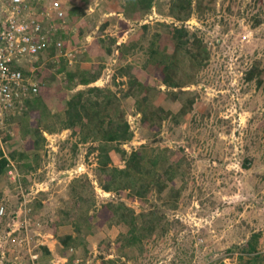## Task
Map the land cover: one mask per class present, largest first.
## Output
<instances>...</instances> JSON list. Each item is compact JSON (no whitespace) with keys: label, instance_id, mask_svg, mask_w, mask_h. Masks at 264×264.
Wrapping results in <instances>:
<instances>
[{"label":"rangeland","instance_id":"obj_1","mask_svg":"<svg viewBox=\"0 0 264 264\" xmlns=\"http://www.w3.org/2000/svg\"><path fill=\"white\" fill-rule=\"evenodd\" d=\"M26 1L32 11L48 8L44 0ZM58 1L67 15L60 22L41 15L52 46L21 59L24 76L37 83L38 91L46 86L59 91L71 83L64 69L79 66L86 76L97 74L89 86L117 93L133 133L130 140L109 146V166L123 168L137 150L145 153L144 176L124 181L138 186L155 179L144 197L123 183L106 191L102 185L109 175L100 168L97 140H83L79 131L65 128L62 116L41 120L43 133L35 136L32 113H3L0 148L15 173L10 175L7 165V176L0 177V205L6 210L0 217V264H12L16 254L27 262L28 252L13 244L14 238L26 237L24 227L11 232L25 221L31 223L33 250L54 238L50 243L58 264H243L240 256L245 261V249L252 246L262 253L255 264H264V0H191V14L181 21L171 15L172 0H152L147 10L131 0ZM70 1L81 9L71 12ZM164 23L187 29L184 60L176 66L172 57L161 63L149 52L157 46L171 49ZM194 34L209 50L197 70L187 53L195 46ZM56 40L61 47H55ZM131 75L157 88L147 95L151 122L143 121L128 95ZM166 75L184 84L186 92L168 93L180 88L164 84ZM79 79L77 73L73 81ZM35 151L40 154L36 163ZM155 172L161 173L160 184ZM111 202L145 214L138 220L139 240L129 239L132 226L114 222L102 210ZM63 238L69 247H63ZM36 264H49L48 257Z\"/></svg>","mask_w":264,"mask_h":264},{"label":"trees","instance_id":"obj_2","mask_svg":"<svg viewBox=\"0 0 264 264\" xmlns=\"http://www.w3.org/2000/svg\"><path fill=\"white\" fill-rule=\"evenodd\" d=\"M51 1L53 0H44L42 3L43 5H46L48 7ZM131 2L133 4H141L140 8L143 10L149 9L152 4V0H131ZM72 3L73 6L70 10L71 12L81 9L80 5L77 6L74 2ZM191 9V0L171 1L170 12L174 19L177 21L186 20L191 14ZM64 15H67V11H64ZM65 16L55 19H59L60 22L62 19H65ZM162 26L165 28L164 32L167 34V36L171 37L172 42H167V44L172 43L171 49L169 45L162 48L157 46L156 48L150 49L149 52L151 58H157L161 63H167L168 59L172 57V65L176 66L179 61L184 60V56H181V52L184 53L183 48L188 43L185 40L183 41L182 38L183 36L188 34L187 29L183 25H176L172 27L171 25L164 23ZM144 29H148V26L144 25ZM160 38L161 35L158 34L157 39ZM101 40L102 39H97L95 43ZM57 41L58 40L54 41V43H56ZM192 45L195 46H193L192 49L188 50L187 53L190 57V60L192 61V66L195 67L194 70H197L196 67H203V63L208 60L209 50L205 43H203V41L196 34H194ZM50 46L52 45L50 44ZM50 46L48 48H50ZM168 49L172 53H169ZM17 66L23 72V66L21 65V63H18ZM170 66L171 65L169 64L164 66L167 74L168 68ZM78 68L79 66H77L76 69H64L66 71L65 75L68 76L69 81H71V83L69 85H66L65 88L59 89V91H57L52 86L40 87L39 91H37L36 93L28 94L27 96L22 97V103H20L18 105L19 108H17L13 112L17 113V110L21 109V111L25 112V114L28 112L33 114L34 117L32 118L31 122L34 121L37 126L36 129L34 128L32 130L35 136L36 134H39L41 132L43 133L41 129H38L40 128L39 125L41 124V120H45L48 116H62V121L65 128H71L74 132L79 131L80 135L83 136V140L92 138L99 142L98 150L100 168L102 171H105V173L109 175V179H107L108 181H104L102 185L103 189H105L106 191H114L115 189L121 188L123 183V186L133 189L136 196L144 197L147 189L151 186H148L149 183L154 180L155 177L150 179L146 184L140 183L138 186H135L131 181H129L131 184L128 185V181L124 180L127 178H129V180L136 179L138 182L141 180L142 175L144 176L142 168L145 153L137 150L132 151L127 156L126 164L123 168L117 166H109V163L111 162V158L109 155V146L113 147L114 143H120L130 140L133 135L129 123L123 118V115L121 113V109L119 107V96L117 95V93H114L109 89L106 90L105 88H101L96 85L89 86L90 83L97 80L98 75L96 74L92 76H86L88 72H79ZM61 71L62 68L59 69V72ZM76 72L80 73V79L77 82L73 81V79L77 75ZM194 78L195 75H192L191 80H194ZM129 80L130 84L128 95H132L135 98V105L137 106L139 111H141L143 115V121L151 122L150 120H155L154 116H152L150 113V109L153 105L151 106V102L148 101L147 95L151 90H157V88L148 86L140 79H137L134 76L132 77V75ZM163 82L168 87L180 88L179 91H168V93L170 94L178 95L179 93L186 92L184 89H182L184 84L171 80L167 77V75ZM82 84L85 85V87H88V89L78 90L76 88L77 86ZM73 87H75L77 90L73 95L67 97L66 91H72ZM142 94H145V96H142ZM193 100L194 98H191L188 100L189 102H186L184 105L182 104L179 112L181 114L186 113L188 106H190V103H193ZM54 108L56 109V111L52 112V109ZM111 108H114L113 110H115L113 114H111ZM159 108L162 112H165L163 111L164 108L162 106H159ZM9 112L12 111H7L6 113ZM84 131H86V134H84ZM34 141L35 144H39V140H37L36 138H34ZM37 147L39 146L37 145ZM38 150H40V148H37V151ZM39 155L40 154L35 151V157ZM7 165L8 159L6 156H4L3 150L0 148V177L7 176ZM155 174L156 176H158V178H156L157 183L160 184V182L162 181L161 173L158 175V173L155 172ZM77 182L80 183V180H78ZM102 210L105 212H110L112 214L114 222H122L132 226V228L128 232L130 235L129 239L139 240L140 237L136 234L138 220H140L142 217L144 219L146 217L145 214H136L132 209H130L122 202L117 204H114L112 202L108 203L107 205H104L102 207ZM146 229H150L149 225L146 227L143 226L142 230L144 231ZM66 238L70 239L71 236H67ZM61 244L63 245V247L67 248L70 245V241L63 238L61 240ZM250 246H252V244H249V247ZM245 254L249 257L244 261L243 255L240 256V259L243 260V264H255L257 260L262 259V253L258 252L254 246H252L248 251L245 249Z\"/></svg>","mask_w":264,"mask_h":264},{"label":"built area","instance_id":"obj_3","mask_svg":"<svg viewBox=\"0 0 264 264\" xmlns=\"http://www.w3.org/2000/svg\"><path fill=\"white\" fill-rule=\"evenodd\" d=\"M49 19L62 18L64 11L58 0L51 1L48 8L41 12L29 10L26 0H11L10 4L4 2L0 10V116L7 111H14L22 103V97L38 91L37 83L27 79L23 72L18 68V63L26 57H36L45 52L50 46L49 33L43 25L42 16ZM48 32V31H47ZM62 43L57 41L55 47H61ZM21 108V106H20ZM8 173L13 175L14 165L8 160ZM6 214L4 205H0V217ZM20 226L24 227L25 238H14L13 244L18 251L28 252L27 262L24 263V255L16 254L12 264H36L38 255L35 253L34 246L31 245V236L28 228L31 226L29 221L18 228H12L11 232H16ZM5 241L4 238L1 242ZM16 243V244H15ZM25 243L28 248L25 247ZM5 256L2 257L4 259ZM60 260H54L49 264H58ZM4 264V263H1Z\"/></svg>","mask_w":264,"mask_h":264},{"label":"crops","instance_id":"obj_4","mask_svg":"<svg viewBox=\"0 0 264 264\" xmlns=\"http://www.w3.org/2000/svg\"><path fill=\"white\" fill-rule=\"evenodd\" d=\"M38 160H40V155L35 157V154H34L33 158H32V161H35V163H36V161H38ZM30 163H32V162L30 161ZM47 238H49V241L45 242L44 244L38 243L39 244V249L34 250L35 253L39 257L38 259H36V261L38 263H40L41 259L47 258V257H48L49 263H52L56 259V257L58 256V254H56L54 252V249H53V247L51 246V243H50V239H54V238H51L50 236L47 237ZM51 242H52V240H51Z\"/></svg>","mask_w":264,"mask_h":264}]
</instances>
